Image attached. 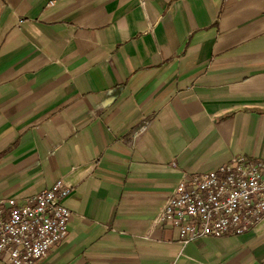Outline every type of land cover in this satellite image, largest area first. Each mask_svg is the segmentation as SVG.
<instances>
[{"label":"crops","instance_id":"crops-1","mask_svg":"<svg viewBox=\"0 0 264 264\" xmlns=\"http://www.w3.org/2000/svg\"><path fill=\"white\" fill-rule=\"evenodd\" d=\"M237 154L264 161V0H0V198L72 187L35 264H264V220L185 244L154 223Z\"/></svg>","mask_w":264,"mask_h":264},{"label":"built area","instance_id":"built-area-1","mask_svg":"<svg viewBox=\"0 0 264 264\" xmlns=\"http://www.w3.org/2000/svg\"><path fill=\"white\" fill-rule=\"evenodd\" d=\"M72 187L62 177L20 199L0 198V257L10 264H35L67 234ZM264 220V161L232 155L202 173L183 172L154 218L181 244L203 236L238 235Z\"/></svg>","mask_w":264,"mask_h":264}]
</instances>
